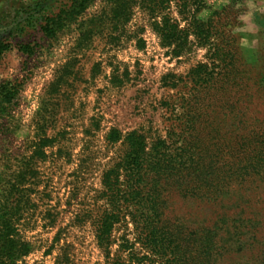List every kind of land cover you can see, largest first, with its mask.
Instances as JSON below:
<instances>
[{"label": "rangeland", "instance_id": "374dc122", "mask_svg": "<svg viewBox=\"0 0 264 264\" xmlns=\"http://www.w3.org/2000/svg\"><path fill=\"white\" fill-rule=\"evenodd\" d=\"M77 1L0 0V85L10 89V101L0 97V206L20 185L11 212L17 238L29 245L14 264H108L90 222L76 220L103 171L128 133L150 149L165 140L173 154L192 144L191 127L203 161L232 146L247 181L213 202L176 188L171 215L187 232L220 226L217 264H250L248 242L264 240V0H186L204 25L179 55L139 1L121 9L112 0ZM62 10L67 19L48 24ZM112 130L117 142L107 140ZM123 235L134 240L130 222L114 229L111 257Z\"/></svg>", "mask_w": 264, "mask_h": 264}, {"label": "trees", "instance_id": "16d2710c", "mask_svg": "<svg viewBox=\"0 0 264 264\" xmlns=\"http://www.w3.org/2000/svg\"><path fill=\"white\" fill-rule=\"evenodd\" d=\"M88 1L89 4L92 2H77L83 6ZM136 1L149 14L152 28L161 37L162 44H174L172 51L175 55L182 52L190 33L200 40V27L204 23L197 16V5L190 11L186 10V0H177V19L172 16L173 0H112V3L121 9ZM67 17L62 10L48 24L53 20L59 27ZM188 17L190 22L180 27L179 21H187ZM9 93L7 86L0 85V97L5 102L10 101ZM188 135L193 137L190 139L192 144L188 148L185 145L179 147L173 154L164 145L165 140L150 149L141 134L133 131L124 137L122 153L101 175V189L76 216V220L83 218V221L90 222L96 244L104 252L108 264L218 263L220 249L224 250L222 238H216L220 226L215 223L187 232L181 218L177 214L174 217L171 215L169 195L178 188L186 198L213 202L236 181H247L246 164L231 158L235 150L228 145H220L217 159L203 161L201 138L192 127ZM120 137L117 130H112L107 140L117 142ZM17 185H11L14 192L2 194L5 203L0 206V264H14L19 255L29 251L28 242L17 238L14 212H11L21 192L20 185ZM26 191L24 197L30 189ZM25 200L30 202V195ZM128 222L133 225L134 240L121 236L119 253L111 257L113 231L121 223L127 226ZM136 244L138 247H135ZM248 247L252 252L250 264H264V240L251 238Z\"/></svg>", "mask_w": 264, "mask_h": 264}]
</instances>
